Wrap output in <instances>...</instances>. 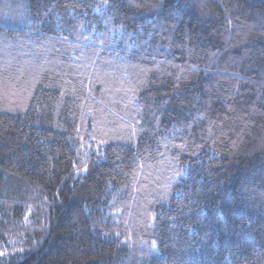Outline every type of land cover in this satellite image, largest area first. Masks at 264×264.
<instances>
[{
    "label": "trees",
    "instance_id": "16d2710c",
    "mask_svg": "<svg viewBox=\"0 0 264 264\" xmlns=\"http://www.w3.org/2000/svg\"><path fill=\"white\" fill-rule=\"evenodd\" d=\"M0 264H264V0H0Z\"/></svg>",
    "mask_w": 264,
    "mask_h": 264
},
{
    "label": "snow or ice",
    "instance_id": "6c2138e0",
    "mask_svg": "<svg viewBox=\"0 0 264 264\" xmlns=\"http://www.w3.org/2000/svg\"><path fill=\"white\" fill-rule=\"evenodd\" d=\"M152 247H153V249H155V248H156V245H155V243H153V246H152Z\"/></svg>",
    "mask_w": 264,
    "mask_h": 264
}]
</instances>
